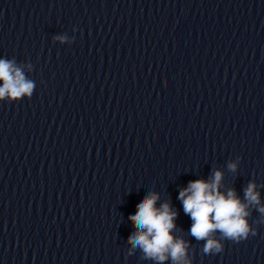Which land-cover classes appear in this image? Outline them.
<instances>
[{"label":"clouds","instance_id":"9594fccd","mask_svg":"<svg viewBox=\"0 0 264 264\" xmlns=\"http://www.w3.org/2000/svg\"><path fill=\"white\" fill-rule=\"evenodd\" d=\"M56 39L63 42L65 37ZM0 81V100H17L32 95L33 82L25 79L14 61L0 59ZM228 169L235 172L237 163L229 162ZM222 178L223 173L216 170L210 180L189 181L187 187L179 191L183 211L192 221L190 235L197 241H206L203 247L206 254L223 250V245L214 237L217 232L235 242L247 239L250 232L256 234L247 220L250 205L264 214V205L254 182H249L244 189L246 202H242L235 189L230 188L226 193L220 190ZM158 200L159 195L153 192L136 205L135 214L128 217L136 231L129 236L128 242L133 249H142L146 258L163 262L170 257L173 264H191L187 258L188 243L173 234L178 213L169 202L157 207Z\"/></svg>","mask_w":264,"mask_h":264}]
</instances>
